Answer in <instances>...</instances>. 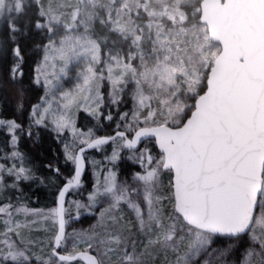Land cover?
<instances>
[{
    "label": "snow or ice",
    "instance_id": "snow-or-ice-1",
    "mask_svg": "<svg viewBox=\"0 0 264 264\" xmlns=\"http://www.w3.org/2000/svg\"><path fill=\"white\" fill-rule=\"evenodd\" d=\"M29 74L38 102L0 117V264H264V0H0V78Z\"/></svg>",
    "mask_w": 264,
    "mask_h": 264
},
{
    "label": "trees",
    "instance_id": "trees-1",
    "mask_svg": "<svg viewBox=\"0 0 264 264\" xmlns=\"http://www.w3.org/2000/svg\"><path fill=\"white\" fill-rule=\"evenodd\" d=\"M30 56L32 54L30 53ZM32 58H35V56H32ZM31 62V61H30ZM30 78V74L28 77L25 78V84L23 86L16 85L14 83H11L3 78H0V117L5 118H11L13 116H19L20 114L16 111V95L17 90L19 87H24L27 89L25 92V101H26V108L30 107L31 104H34L38 102L40 95H42V92L40 90H37L31 86H29L28 80ZM22 120L25 119V117H20ZM79 126L87 127L92 126L91 123H89L88 120L84 119L83 114H81L80 119L78 121ZM105 134V133H102ZM2 139V137L0 138ZM22 148H24L26 151H28L34 160L37 167L40 169V172H46V169H44L43 165L47 163L48 160L53 159L56 157L60 150V145L57 144V142L52 138V136L49 133H45L41 131V135L39 138L38 143L32 144L31 141L25 140L22 143ZM110 148L107 149L109 151ZM100 152L92 151L89 152V155L98 156ZM65 172L67 173V169H65ZM88 175V174H87ZM89 177V176H88ZM57 183H60V181H57ZM51 187V186H49ZM36 189L30 191V189H27L29 196L31 199L36 195L41 198H45V190L41 185H36ZM53 190V193L55 192V188L51 187ZM79 197V196H76ZM54 204V198L52 200V203H50L47 206H42L44 204L38 203V205H34L30 203L32 207L39 208L40 206L44 207H51ZM84 226H87L84 225ZM48 251L47 248H45V252Z\"/></svg>",
    "mask_w": 264,
    "mask_h": 264
},
{
    "label": "rangeland",
    "instance_id": "rangeland-1",
    "mask_svg": "<svg viewBox=\"0 0 264 264\" xmlns=\"http://www.w3.org/2000/svg\"><path fill=\"white\" fill-rule=\"evenodd\" d=\"M79 121V120H78ZM79 125V124H78ZM93 126V125H92ZM92 126H87V127H82V126H80L82 129H84V130H87V128L88 127H92ZM1 138V137H0ZM110 151H111V149L108 151L109 153H110ZM90 156H92V157H95V159L98 161V162H103V154L102 153H99L98 154V156H94V155H90ZM125 164H127L128 162L127 161H125L124 162ZM100 166V163H98L97 164V167H99ZM87 174H88V176H89V179L91 178V169H89L88 170V172H87ZM42 187H43V189L45 190V193H43V195L45 194V198H41V197H38V196H34L31 200H30V203H32V204H34V205H38V203H42V204H44V205H42V206H47V205H49L50 203H52V200H53V198H54V195H53V189L51 188V187H49V186H45V185H41ZM27 189L28 188H26L25 190H26V192H27ZM34 189H36L35 188V186H33L31 189H30V191H32V190H34ZM28 195H30V194H28ZM72 198H76V199H79V198H81L80 196L79 197H72ZM42 206H40L39 208H42V209H47V208H50V207H42ZM52 207V206H51ZM70 211H72V212H75V208H74V206L70 209ZM94 221H93V219H92V217H90L89 215H87V214H82L81 215V217H80V219L79 220H73L72 222H71V224H70V226H69V228H68V230L69 231H71L72 229H77V230H79V229H87L92 223H93ZM87 224V226H84V225H86ZM38 227H52V223H51V221H48V222H46L44 225H38ZM37 235L38 236H40V237H45L47 234L45 233V232H38L37 233ZM47 252V251H46Z\"/></svg>",
    "mask_w": 264,
    "mask_h": 264
},
{
    "label": "water",
    "instance_id": "water-1",
    "mask_svg": "<svg viewBox=\"0 0 264 264\" xmlns=\"http://www.w3.org/2000/svg\"><path fill=\"white\" fill-rule=\"evenodd\" d=\"M92 151H94V150H90V152H92Z\"/></svg>",
    "mask_w": 264,
    "mask_h": 264
}]
</instances>
